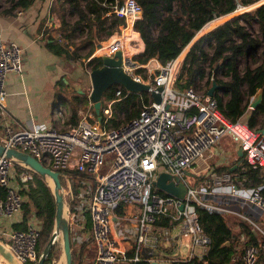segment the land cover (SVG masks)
Instances as JSON below:
<instances>
[{
	"label": "built area",
	"instance_id": "obj_1",
	"mask_svg": "<svg viewBox=\"0 0 264 264\" xmlns=\"http://www.w3.org/2000/svg\"><path fill=\"white\" fill-rule=\"evenodd\" d=\"M100 3L106 8L105 16L121 19L120 23H126V27L130 25L132 30L134 22L141 18L142 8L137 0H102ZM233 11L207 21L195 35L205 34L224 22L229 14L234 15ZM129 40L134 42L136 39ZM57 41L66 43L62 38ZM124 46V36L120 35L102 47L103 53L113 55L116 50H121L124 71L135 80L149 84L145 92L149 102L126 124L119 127L104 124L112 117L114 101L122 95L117 86L116 97L101 108L100 120L82 113L75 124L65 128L45 123L24 128L8 125L1 141L61 172L67 182L71 180L67 171L80 173L75 197L78 213L87 214L89 218V237L95 244L92 264H116L119 260L146 258L141 254L142 248L158 245V238L149 234L152 224L164 217L175 220L189 237V254L175 258L201 257L208 249L209 238L198 220L197 206L210 212L237 215L244 220L251 232L261 238L256 243H244L239 251L236 248L234 260L236 264H264V228L256 222L264 213V184L246 186L244 178L207 167L203 182L188 183L184 177L197 160L205 159V151L225 135L239 142L249 165L264 166V134L246 123L230 121L218 109L214 95L207 94V89L198 90L193 84L183 88L175 86L178 69L189 46L175 58L158 64L157 73L151 80L142 75L143 69H149V60L139 62L138 54L128 53ZM23 58L20 43L5 40L0 32V112H4L6 106L8 75L23 71ZM157 86H162L160 102H154L151 96ZM246 94L249 98L246 105L253 109L251 103L255 94ZM108 153H113L114 157L111 167L104 170L102 166H107L104 158ZM13 163V159L0 155V218H12L22 210L26 201L22 190L32 176L31 172H21L18 174L21 186L13 184ZM160 169L178 176L185 184L183 199L158 191L154 180ZM119 204L138 208L132 230V256L119 248L124 229L113 221L114 209ZM180 204H183L182 209ZM8 235V240L3 243L21 264L37 261L40 227L36 219L27 223L25 229H11Z\"/></svg>",
	"mask_w": 264,
	"mask_h": 264
},
{
	"label": "trees",
	"instance_id": "obj_2",
	"mask_svg": "<svg viewBox=\"0 0 264 264\" xmlns=\"http://www.w3.org/2000/svg\"><path fill=\"white\" fill-rule=\"evenodd\" d=\"M10 6L5 9L6 13H11L16 9H26L35 0H9ZM64 6L63 12L77 15V19L69 24L65 21V12L61 14V26L58 35L62 39H68L76 30L82 32L87 29L86 36L81 40L80 45L90 46L93 51V45H97L95 38L99 33L105 31L107 35L113 32V29L122 22L121 19L112 15L105 16L106 8L100 3L102 0H60ZM142 8L141 18L134 22V29L139 32L144 42L143 50L136 56L141 63H146L150 59H155L161 64L175 58L181 50L188 45L195 33L209 20L216 16L229 13L237 6V0H137ZM243 3L253 0H242ZM65 5H67L65 7ZM234 13V12H233ZM243 20L248 26L255 22L258 26V34L253 35L247 27L240 23ZM43 23H41L42 25ZM41 26L39 27V29ZM154 29L157 30L156 34ZM129 34L136 35L129 27ZM48 29H45V33ZM211 40L214 43L213 51L209 56L204 51L203 42ZM45 46L56 55H61L66 59L76 60V51L80 47L73 45L69 49V44L60 43L53 34L47 35ZM244 57L245 68L241 71L239 68V58ZM215 63L214 76L218 84L214 91L218 109L230 120L236 121L246 109L243 100V87L248 89L250 94H255L256 87L262 85L263 96L261 102L249 112L247 124L251 128L261 130L264 126V2L255 8L243 12L233 18L225 20L194 41L187 50L180 70L175 79V86L183 88L186 85H195L197 81L205 76V70L202 63ZM91 69L101 64L100 56H92L88 60ZM254 65L255 69L251 66ZM219 70H223L228 78L222 80L217 78ZM211 80V81H212ZM207 81V85H211ZM118 85H112L102 95L101 108L106 102L115 98V90ZM122 95L113 103V109L121 112L125 120L129 121L138 113L144 104L149 102V96L145 92H130L120 86ZM208 89V88H207ZM259 90V89H258ZM257 90V91H258ZM82 97L89 101L87 95L81 94L75 96V102ZM77 106V105H76ZM100 108V115H101ZM91 111L95 114L93 105ZM76 107H71V116L76 123L78 117L75 116ZM103 124V121H102ZM108 126L119 127V119L112 116L106 123ZM239 163L231 172L239 178H244L246 186H257L264 184V166L253 167L249 165L242 156L237 157ZM13 170L20 174L21 172H31V179L27 183V188L22 190L26 194V201L23 202L24 218L21 222L14 223L16 229H25L26 221L29 215L33 214L40 221V235L37 239L36 250L39 257L44 245L50 238L55 217V202L52 190L46 180L36 172L24 167L14 161ZM230 166L217 167L219 171H229ZM218 171V172H219ZM72 179V190L76 194L78 191L77 180L80 176L75 170L67 171ZM64 180L60 176V181ZM264 190V189H263ZM165 194L163 191L158 190ZM70 203H76L74 198L70 197ZM124 204H119L114 210L117 214L124 211ZM74 208V206H73ZM196 212L198 220L209 238V246L205 254L201 257L191 256L189 258H172L168 264H236L234 254L236 252L235 237L230 227V220L225 214L208 211L197 206ZM86 224L89 227V218L86 217ZM176 221L169 217H164L159 223L172 225ZM240 230L244 234V243H256L259 237L254 235L244 220H240ZM228 242V244H226ZM71 245L72 242L70 241ZM55 244L51 246L43 264H51L52 258L56 256ZM127 256L133 255V249L126 250ZM72 253V262L75 264ZM25 264H35L26 262ZM57 264V263H56ZM116 264H151L146 258L138 261L119 260Z\"/></svg>",
	"mask_w": 264,
	"mask_h": 264
},
{
	"label": "crops",
	"instance_id": "obj_3",
	"mask_svg": "<svg viewBox=\"0 0 264 264\" xmlns=\"http://www.w3.org/2000/svg\"><path fill=\"white\" fill-rule=\"evenodd\" d=\"M50 3L51 0H35L32 5L26 9H16L11 13H6L4 11L0 14V32L2 33L4 39L20 43L24 50L23 71L21 73L11 72L7 78L8 95L6 106L4 112H0V140H2V137L4 136V129L8 125H11L14 128H24L30 127L36 123H45L52 127H68L69 125L75 124L73 123L74 119L71 116V105L76 101L75 96L84 94L85 92L83 89L79 88L78 82H74V85H69V81L65 77L66 73H64V71L60 68L61 61L73 63L74 60L66 59L61 55H56L45 46V41L47 40L49 32L45 33L44 29L46 26L50 27V19H45V15L48 14V6H50ZM41 23L43 24L41 25ZM40 26L41 28L39 29ZM136 34L138 37V32H136ZM53 36L56 37L55 34H53ZM200 36H202V34H196L189 44L191 45ZM137 37L133 39L139 41L137 47L138 51H136V53L139 54L143 50L144 42ZM98 47L99 46H96V48ZM101 53H103V51ZM148 65H150L149 61ZM262 85L256 87L255 92L260 89L263 93ZM71 89L74 90V92L70 91ZM246 93H248V89L246 90ZM78 100L83 99L82 97H79ZM86 103H88L87 106H91L92 104L90 100H83L74 103V106L77 109L78 119L84 110H81L77 106L86 105ZM66 108H68L70 112L66 110ZM248 109L252 110V108H246L245 111ZM62 110H65L63 114ZM93 117L94 119H97L96 114H93L92 118ZM245 123L247 124V121ZM229 138L232 139L231 136H229ZM223 151L224 150L219 145L214 148V152L220 154V159ZM240 156H242V159L244 158L243 153ZM212 157L213 155L210 154L209 157L203 160H197V162H201V164L197 167L199 168V171L194 170L197 169L194 165L191 170H187L189 172L187 175L195 173L194 175L197 180L203 182L205 180V175H203L205 168L207 167L209 169H213L207 161V159ZM237 157H239V155L236 151L235 161L227 165L230 166L229 172L236 168L239 163ZM219 158H215L216 161ZM197 162L195 164H197ZM220 163L218 162L219 167L225 166ZM216 168L217 167H215L214 170H216ZM12 174V183L21 186L18 174L13 169ZM231 174L234 175L232 172ZM123 207L124 211L121 214H117L114 210L113 221L115 224L120 225L124 229V236L122 240L119 241V248L126 252L127 249H132V230L134 228L136 216L138 215V208L135 205L126 204H124ZM23 218V209L12 218H0V239L7 241L9 238L8 232H10L11 229H14L13 224L21 222ZM27 218L26 224L34 219H37L33 214L29 215ZM162 219L156 220L152 224V229L149 231L150 235L158 238L157 247L152 248L150 246H145L141 250L142 256L149 259L162 258L165 260L172 259L177 256H187L191 250L188 235L182 232L177 222L172 225H165L159 223ZM237 219L242 221L240 217ZM86 230L89 232L88 226L86 227ZM237 231L240 239H244V234L240 232V229ZM92 250L93 251L90 255V264H92L95 253V247L93 245ZM87 258L89 259V257ZM0 264L9 263L4 258L3 261H0Z\"/></svg>",
	"mask_w": 264,
	"mask_h": 264
},
{
	"label": "rangeland",
	"instance_id": "obj_4",
	"mask_svg": "<svg viewBox=\"0 0 264 264\" xmlns=\"http://www.w3.org/2000/svg\"><path fill=\"white\" fill-rule=\"evenodd\" d=\"M237 2H238L237 4H239V7L234 9V11H233V12H235L234 15L229 14L228 16H226L227 19L233 18V17H235V16H237L243 12H246V11H249V10L255 8L259 4L263 3L264 0H253L252 2H247V3H243L242 0H237ZM9 6H10L9 0H0V14H2L5 11V9L8 8ZM66 6L67 5H65V7ZM63 8H64V6L62 5V2L60 0H51L50 6H48V14L45 15V19L46 18L50 19V27L46 26L45 29L47 28L49 33L55 34L56 39L61 38L58 35V33H59L58 31H59V28L61 26L60 17H61V14L63 12ZM64 12H65V17H64L65 21L68 22L69 24H72L77 19V15L69 14L67 11H64ZM230 16H232V17H230ZM224 19H226V18H224ZM240 23L244 24L247 27V29L253 35L258 34V26L255 22H252V24L249 26L243 20H241ZM129 27H130V25L126 27V23L125 24L120 23L119 25H117L113 29V32L109 35H107L105 33V31L100 32L99 36L95 38V42L97 45H95V46L93 45V48H94L93 51H90L89 45H85V46L81 47V45L79 43L86 36L87 29H84L82 32H80L79 30H76L68 39H66V40L63 39L66 41V44H69L70 50L73 49L74 44H77L78 46H80L76 51V54L78 56H77L76 60H74L73 63L72 62L66 63L64 61L60 62V68L64 71V73H66L65 77L68 79L69 85H74L73 84L74 82H78L79 88L83 89L85 92L84 94L88 96V94L91 90V84H90V79H89V74H88L89 71L91 70V65L88 64L89 58H91L92 56H100L101 54H104V53H101L103 51V49H101V48L103 46H105L110 40H112L116 37H119L120 35L124 36V42H125L124 49L127 50L128 53H132L134 55L137 54L136 51H138L137 47H138L139 41L134 40V42H131L129 40V38H136L137 34L131 35V32L129 34L128 33L129 30H127ZM124 28H126V29H124ZM133 30H134V32L135 31L138 32L134 28H133ZM156 32H157V30L154 29L155 34H156ZM118 33H120V35ZM138 37L141 39L139 32H138ZM98 44H100V46L98 48H96V46H98ZM202 45H203L204 51L207 52L208 55L210 56L211 52L213 51V46H214L213 41L205 40ZM183 49H185V48H183ZM54 58H56V57H54ZM239 60H240L239 61V68L241 71H244L245 64H246L245 59H244V57H240ZM149 63H150L149 69H147V68H146V70L143 69L142 75H143V77H145V79L151 80L153 78V76L157 73V68L159 66L158 64H161V63H159L155 59L154 60L150 59ZM180 66H181V64H180ZM202 66L205 70V76L203 79L197 81V83L194 85L198 90L207 89L209 86L207 85L206 82L211 81L213 76H214L213 73H214L215 63L209 64V62H205V63H202ZM251 66L255 69L254 65H251ZM179 70H180V67H179L178 71ZM215 76L217 78L222 79V80H227V78H228V76L225 73H223V70H219V73L217 75L215 74ZM246 90L247 89L244 86L242 95H243V100H244L245 105L247 104L248 99H249L248 95L246 94ZM70 91L74 92V90H72V89ZM87 105H88V103H86V105H79L77 107H79L81 110H84L83 113L91 114V116H93V113L91 111V106H87ZM71 107H74V103L71 105ZM246 108H248L247 105H246ZM66 110H68L70 112V110L68 108H66ZM250 110L251 109L244 111L242 113V115H240L238 117V121L240 123H245L247 121ZM64 111L65 110H62V114L64 113ZM75 116L78 117L77 112H76ZM112 116H115V118L119 119V124H118L119 126H122L128 122L127 120H125L123 113L115 111L113 109V106H112ZM65 127L61 126L59 128H65ZM110 127H112V125H110ZM227 136L228 135H225L222 138H220L216 145H213L210 149H208L204 153V156H203L204 158H207L208 154L213 155L212 158L207 159L209 165L213 169L215 167H219L218 162L219 163L221 162L220 164L227 166L228 164H231L232 162L235 161V153L237 151V148L239 147V142L232 140L229 138V136L228 137ZM217 145L222 147V149L224 150L222 152L221 159L219 158L220 154L214 152V148H216ZM113 157H114L113 153H108L105 155L104 160H105V162L107 161V166H106V164H103L102 168L104 170H107L111 167ZM215 158L216 159L219 158V159L216 161ZM199 164H201L200 161H198L197 164H195V167L197 168ZM194 170L199 171V168L194 169ZM194 174H193V176L192 175H185L184 176L188 183L200 182L197 180V178ZM48 179L49 178H46V180H47L46 182L49 183ZM48 185H50V183ZM62 189H63L62 190L63 201L66 203V206L68 209L65 218H66L67 223L69 225L70 241L72 242L71 251H72L73 256H74V260H75L74 262H75V264H90V262H91L90 261V255L93 251L92 245L95 247V244L93 241H91V238L89 237V232H88V230H86V227H87V224H86L87 218L86 217L87 216L85 214H84V216H82V214L78 213V211H77V209H78L77 208V199H76L75 194L73 193V190H72V179L68 182L64 179L62 181ZM70 197L74 198L76 201V203L75 204L73 203L72 206L70 203ZM73 206H74V208H73ZM232 208L236 209L235 206H233ZM225 216L231 222L229 225L232 228V231H233V234L235 237V240H234L235 247L238 249L237 251H239L243 247L244 242H245L244 239H240L239 233L237 234L238 229H240V230L243 229L241 227V225L239 224L240 220L237 219L239 217L237 215H229V214H225ZM231 216H235V217H231ZM36 220H37L39 227H40V221L38 219H36ZM256 222L262 228H264V213H262V215L258 219H256ZM0 240L3 241L4 243H6V240H2V239H0ZM91 243H92V245H91ZM45 245H44V247H45ZM55 248H56V252H55L56 256H54L52 258L51 264H56L59 260H62V263L64 264L65 258H64V253H63V249H62L61 234H58V236H57ZM87 257H89V259ZM3 260H4V258L0 254V261H3ZM62 263H59V264H62Z\"/></svg>",
	"mask_w": 264,
	"mask_h": 264
},
{
	"label": "water",
	"instance_id": "obj_5",
	"mask_svg": "<svg viewBox=\"0 0 264 264\" xmlns=\"http://www.w3.org/2000/svg\"><path fill=\"white\" fill-rule=\"evenodd\" d=\"M100 46V44H98ZM101 64L89 71V79L91 84V90L88 94V98L93 105L97 120L101 119L100 108L101 98L103 93L112 85H118L124 87L130 92H147L149 84L135 80L130 74L124 71L122 67V53L121 50H116L113 55L101 54ZM218 84L215 80L211 81V85L207 89V94L214 95V91L217 89ZM162 86H157L156 91L151 92V96L154 102L161 101L160 90ZM262 90L255 93V99L251 103L255 108L262 99ZM264 134V126L260 130ZM237 154L242 155V149L239 146L237 148ZM0 155H5L13 159L16 162L21 163L32 171L46 180V176L52 179L53 186L51 187L54 202H55V217L53 231L48 239L45 247L39 254V257L35 264H43L50 248L56 243L58 234H61L62 249L64 253V264H71L72 251L69 235V225L63 213V195L62 184L60 176L62 173L57 170H52L49 166L43 164L29 153L20 150L18 148L10 147L0 140ZM186 174H189L187 171ZM47 181V180H46ZM176 181V182H175ZM48 183V182H47ZM49 184V183H48ZM156 188L163 191L166 194L175 196L179 199H183L186 192L185 184L180 180L178 176H173L167 171L160 170L154 180ZM183 204H180L179 208L182 209ZM228 244V242H226ZM0 254L7 260L9 264H21L8 249V247L0 241ZM151 264H168L166 261L152 260Z\"/></svg>",
	"mask_w": 264,
	"mask_h": 264
},
{
	"label": "bare ground",
	"instance_id": "obj_6",
	"mask_svg": "<svg viewBox=\"0 0 264 264\" xmlns=\"http://www.w3.org/2000/svg\"><path fill=\"white\" fill-rule=\"evenodd\" d=\"M46 178H49L48 180H49V183H50V185L51 186H53V182H52V179L49 177V176H46ZM63 190V189H62ZM67 206H66V203L63 201V213H64V217L66 216V213H67ZM59 263H62V260H59L58 262H57V264H59ZM63 264V263H62Z\"/></svg>",
	"mask_w": 264,
	"mask_h": 264
}]
</instances>
